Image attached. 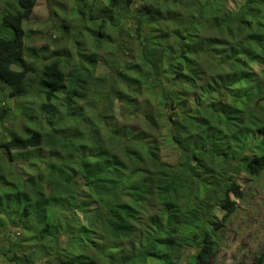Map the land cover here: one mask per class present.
I'll list each match as a JSON object with an SVG mask.
<instances>
[{
	"label": "trees",
	"instance_id": "1",
	"mask_svg": "<svg viewBox=\"0 0 264 264\" xmlns=\"http://www.w3.org/2000/svg\"><path fill=\"white\" fill-rule=\"evenodd\" d=\"M36 1L0 0V126L8 111L27 115L22 130L0 141L2 159L29 149L39 160L18 166L11 180L0 172L11 221L30 234L22 251L0 252L15 264H208L244 194L238 177L264 172V0H104L88 28L95 45L117 10L140 47L132 59L120 55L112 74L95 73L97 54L80 48L83 65L68 71L58 59L28 63L23 21ZM143 87L157 113L148 96L147 109L138 104ZM109 94L117 118L167 126L181 160L162 158L158 136L136 125L100 128L114 105L105 103ZM94 100H104L97 113ZM48 168L53 184L38 176ZM262 262L264 248L253 264Z\"/></svg>",
	"mask_w": 264,
	"mask_h": 264
},
{
	"label": "rangeland",
	"instance_id": "2",
	"mask_svg": "<svg viewBox=\"0 0 264 264\" xmlns=\"http://www.w3.org/2000/svg\"><path fill=\"white\" fill-rule=\"evenodd\" d=\"M103 1L104 0H84L83 2L80 0H37L33 10H31V15L26 17L23 21V44L25 47L24 55L26 61L33 66L41 68L45 62L58 59L61 60V65L67 67L66 71H68L73 65H83L80 63L82 58L78 55V48L82 51L86 49L85 52L94 50L99 58V62L95 66V73L99 70H106L109 72L111 70L112 74L113 68L111 67L117 64L120 55H123L126 59L134 58V56L138 54L140 47L136 44V40H134L135 33L132 30L133 27L122 28L125 26L121 25V17L117 10L112 12L113 16L111 19L110 17L107 19L109 23V26L107 25L105 29L107 36L95 45L96 42L93 39L97 37V32L92 34V32H89L88 28H92L93 26L94 31L97 23L100 21L101 16H99L100 12L98 8L103 7ZM140 3H142V0H134L133 5L136 7ZM90 15H93V17H90ZM129 15L130 17H134L136 16V12L132 9ZM129 21V19L126 20V23L129 24ZM133 21L134 19H131V23ZM129 30L130 32H128ZM76 39H79L81 43L77 44L74 42ZM31 49H34L33 53H29ZM254 69L257 71L260 70L259 66L256 65H254ZM85 72L86 71L82 69L81 72H79L82 79ZM261 80L263 81V79ZM261 80L260 82L263 84ZM2 91L3 92L0 91V106L6 102L5 100L3 101L1 97L6 95L5 92H7V89ZM142 93L143 94L138 97V104L142 107V110L148 108L147 104L145 105L142 103L148 96L150 102L149 106L153 109L154 113H157L158 109L155 106L156 98L147 94L148 90L144 87L142 88ZM109 96L110 97L105 100V103L112 102L114 105L112 109L106 111L108 120L101 121L99 125L100 128L105 127L107 122L111 124L112 121L118 124L125 123L127 127L136 125V130H148L150 133L149 135L158 136L157 138L160 139L159 152L162 158L169 162L181 160V156L176 150V144L168 141L167 126L162 127L161 125L153 127V122L150 121V118L149 122L147 119L139 117L134 118L133 115L128 116L126 119H121V117L117 118V107H120V104H118V101L114 100L111 94H109ZM93 104L92 111L97 113L102 109L101 106L102 104L104 105V100L102 103L98 100ZM10 105L13 108L16 107V104L12 101ZM140 107L134 106L133 109L137 112L140 110ZM88 111L92 113L90 108ZM48 112L47 114H49ZM23 113L25 120L17 113L12 114L11 111L6 113L1 120L3 126H0V141H6L9 138L10 132L23 129L24 122L27 120L25 111ZM35 115H37V112ZM257 115L264 119V111L257 113ZM163 122L166 124V119H164ZM151 141H157V139L154 140V138H152ZM33 151L34 150L29 149H19L18 151L11 150L7 153H20V155L14 156V160L11 159V161L9 160L7 162L6 158L2 159V156L5 155L0 148V172H3L5 176L12 173L11 178L7 177L9 180H11L13 176L14 178L16 177L15 173L21 176L22 170L18 166L22 168V166L30 164L32 161L38 159L34 157ZM36 162L39 163V160ZM211 163L212 160L207 161V164ZM43 171V174H38L41 182L50 184L52 182L50 179L53 180L50 168ZM25 174L26 173H24V175ZM238 178L241 182L244 194L240 199H235L237 206L236 210L225 221L224 226L219 232L220 244L209 261H207L208 264H253L257 254L264 248V172L256 176H248L242 173ZM28 183L29 182H24L23 188H25ZM5 190L4 188L3 191L6 194ZM8 199L9 198L6 200L0 198V219L3 221L1 222L0 220V250H6V248L11 247L22 251L24 244H26L24 238L28 241L30 234L26 229L24 233L20 231V222L17 219L13 220L14 222L11 221V203H7ZM21 200L23 203L25 200L24 197H22ZM209 205L212 206V203L210 202ZM188 243H191V239H188ZM25 249L27 248L25 247ZM186 249V253L188 254L192 250L191 247ZM9 256V252L5 254L0 252V264H15L14 262L11 263L7 261ZM36 258H39V256H36L35 259ZM36 260L39 263L42 259ZM262 263L264 264V262Z\"/></svg>",
	"mask_w": 264,
	"mask_h": 264
}]
</instances>
